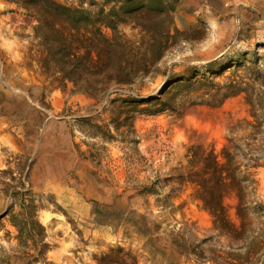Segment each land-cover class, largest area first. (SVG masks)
<instances>
[{"label": "rangeland", "instance_id": "obj_1", "mask_svg": "<svg viewBox=\"0 0 264 264\" xmlns=\"http://www.w3.org/2000/svg\"><path fill=\"white\" fill-rule=\"evenodd\" d=\"M24 1L0 0V187L29 172L24 190L34 195L48 245L39 264H191L162 234L181 227L209 239L206 251H228L184 181L193 166L202 168V153L223 162L233 145L240 177L256 165L245 185L264 205V0H53L104 13L145 5L147 14H124L116 25L140 53L152 42L141 25L167 31L152 74L102 102L72 94L71 85L58 88L27 66L36 20ZM160 3L162 13L154 10ZM120 98L139 103L133 121L124 123L132 108ZM225 182L227 218L238 225L235 191ZM154 184L158 194L147 198V210L131 189ZM11 202L0 193V216ZM148 211L161 223L158 240L143 228ZM10 214L1 221L5 254L17 248Z\"/></svg>", "mask_w": 264, "mask_h": 264}, {"label": "trees", "instance_id": "obj_2", "mask_svg": "<svg viewBox=\"0 0 264 264\" xmlns=\"http://www.w3.org/2000/svg\"><path fill=\"white\" fill-rule=\"evenodd\" d=\"M24 4L23 8L31 12L36 20L33 28L35 45L29 51L27 66L35 64L40 74L58 88L71 85L72 94L102 102L117 90L131 88L137 81L152 74L166 49L164 39L167 31L162 24L141 25L142 31L152 40L141 53L117 33L116 25L124 14L148 13L143 4L137 8L130 7L124 13H120L116 6L104 13L101 8L76 9L53 0H26ZM92 5L95 6L94 3ZM161 5L154 10L162 13L164 8ZM242 92L240 90L235 94ZM118 101L132 108L130 113L123 115L124 123L133 121L140 112L139 103L129 98ZM249 104L252 117L258 118L260 109ZM162 111L164 109L157 112ZM235 149L231 145L223 150V162L218 161L213 153H202V168L194 172L193 166L184 181L194 186L196 200L212 218V232L228 241V251H206L203 247L209 239L198 240L183 227L177 232L162 233L174 251L191 264H264V205L254 201L245 185L250 175L247 171L256 165L248 167L240 177V168L231 153ZM28 174H21L14 185L1 183L0 193L12 202L7 212L0 216V230L3 229L2 219L11 211L9 223L16 232L17 248L6 254L1 250L0 264H12L13 258L20 264H39L45 261L48 253L45 229L37 218L38 206L35 205L34 195L30 189L24 190ZM225 181H230L235 191L238 225L227 218L223 202ZM131 190L144 200L143 206L147 210L150 208L147 198L158 194L156 184ZM155 205L161 209L167 206L160 201H156ZM14 209L17 211L14 212ZM148 213L150 216L144 218L143 228L147 235H154L158 240L161 223L151 219L152 213Z\"/></svg>", "mask_w": 264, "mask_h": 264}]
</instances>
